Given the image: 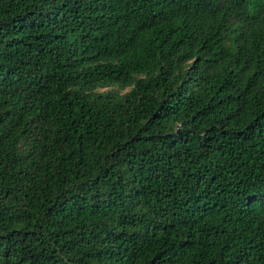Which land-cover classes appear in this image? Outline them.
<instances>
[{
    "label": "trees",
    "instance_id": "obj_1",
    "mask_svg": "<svg viewBox=\"0 0 264 264\" xmlns=\"http://www.w3.org/2000/svg\"><path fill=\"white\" fill-rule=\"evenodd\" d=\"M0 264H264V0H0Z\"/></svg>",
    "mask_w": 264,
    "mask_h": 264
}]
</instances>
